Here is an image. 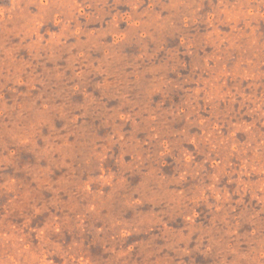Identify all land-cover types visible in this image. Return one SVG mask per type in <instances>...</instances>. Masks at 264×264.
<instances>
[{"label": "rangeland", "instance_id": "obj_1", "mask_svg": "<svg viewBox=\"0 0 264 264\" xmlns=\"http://www.w3.org/2000/svg\"><path fill=\"white\" fill-rule=\"evenodd\" d=\"M0 264H264V0H0Z\"/></svg>", "mask_w": 264, "mask_h": 264}]
</instances>
